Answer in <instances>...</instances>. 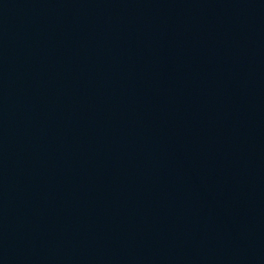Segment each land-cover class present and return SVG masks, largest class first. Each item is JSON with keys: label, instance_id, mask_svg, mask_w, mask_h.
Returning a JSON list of instances; mask_svg holds the SVG:
<instances>
[{"label": "water", "instance_id": "95a60500", "mask_svg": "<svg viewBox=\"0 0 264 264\" xmlns=\"http://www.w3.org/2000/svg\"><path fill=\"white\" fill-rule=\"evenodd\" d=\"M0 264H264V0H0Z\"/></svg>", "mask_w": 264, "mask_h": 264}]
</instances>
